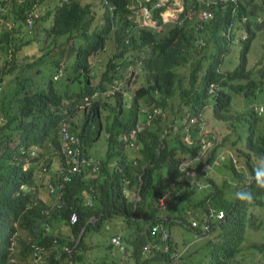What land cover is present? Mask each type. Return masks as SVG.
<instances>
[{
    "label": "trees",
    "instance_id": "obj_1",
    "mask_svg": "<svg viewBox=\"0 0 264 264\" xmlns=\"http://www.w3.org/2000/svg\"><path fill=\"white\" fill-rule=\"evenodd\" d=\"M127 1L100 0L97 4L93 0H23L1 13L8 22L15 23L0 30V57L4 59L0 63V264H83L88 257L85 233L103 221L112 219L115 224V216H119L120 226L116 229L123 227L122 238L131 242L129 256L133 264H264V189L255 183L257 166L251 160L261 157L264 142L248 131L254 115L245 114L248 99L264 91V42L258 43L262 53L251 65L246 59L257 30L264 27V14L259 21L251 18L259 4L253 0L250 4L245 0L238 3V12L247 16L245 29L241 17H229L231 4L223 8L219 1L207 0L202 4L210 13L207 21L158 34L143 27L130 30ZM33 4L38 12L41 6L46 9L37 19L49 21L41 30L33 27L27 32L21 29L25 25L23 9ZM230 22L239 29L236 38L241 44L236 48L234 67L219 73L214 67L219 53L227 54L229 45L227 39L223 45L214 41L224 38L217 31ZM123 29L129 38L127 43L120 35ZM201 35L206 43L197 48L192 40ZM156 37L154 46H149ZM108 38L113 40L115 50L92 81L89 55L104 50ZM229 39L233 40L232 33ZM208 43L213 49L192 61L188 70L193 77L202 60L211 58L201 70L202 77L206 82H218L219 88L205 118L207 122H221L222 128L216 134L222 135L216 138L213 130L207 133L214 143L198 167L209 163L205 178L212 183V192L194 198L191 183L179 164L194 153L195 146L182 141L183 123H178L176 130L170 125L167 129L171 117L154 116L151 111L155 106H169L167 99L174 94L176 73L168 67L186 64L190 57L204 53ZM126 61H137L145 70L134 80L139 84L128 99L123 93L126 88L119 83L126 72ZM113 79L117 88L109 91ZM6 84L9 89L4 92ZM204 90L202 86L201 92L195 93L199 108L207 103ZM235 93L242 96L244 106L240 109L233 107ZM145 119L150 123L130 138L136 146L132 150L136 163L132 165L129 138L123 139L122 135L136 121L143 123ZM60 120L68 121L71 132L78 136L79 140L70 144L79 146V157H87L90 162L97 159L98 163L94 171L81 167L71 173L63 196L54 202L52 195H45L43 185L55 179L56 162L64 159L59 149ZM101 135L106 141L105 152L93 156L88 148ZM31 147L37 151L32 157L28 155ZM41 158L46 168L40 174L42 180L33 174ZM246 172L253 174L244 178ZM121 184L128 189L127 195L120 190ZM241 190L251 193V198H237ZM87 196L91 200L88 205ZM208 206L221 208L222 216H206ZM72 209L77 212V220L69 223ZM164 210H176L182 219L194 217L196 226L190 225L187 230L189 239L198 236L179 254V247L168 241L166 250L150 245L142 255L144 225L160 218ZM90 215L94 219L87 221ZM82 226L84 230L75 241ZM35 243L43 248L41 252L35 251ZM62 244L73 247L65 251Z\"/></svg>",
    "mask_w": 264,
    "mask_h": 264
},
{
    "label": "clouds",
    "instance_id": "obj_2",
    "mask_svg": "<svg viewBox=\"0 0 264 264\" xmlns=\"http://www.w3.org/2000/svg\"><path fill=\"white\" fill-rule=\"evenodd\" d=\"M23 0H8L5 4L2 5L1 10H0V30L1 27H6L9 28L12 26V24H14L15 22H13L12 24L10 22H8L7 19L4 18V16L1 15V12L6 13L8 9H10L12 3H16L19 4L21 3ZM92 1V0H91ZM211 2H214L216 0H210ZM219 1V5L221 7H226L227 4H231L232 6L230 7L229 10V17H236L239 16L241 17V20L244 23L245 18L247 17L244 13H240L238 12V3L240 1H244V0H217ZM248 1L250 4L249 0H245ZM255 1L257 4H259L260 8H257L256 11L254 12V14L251 16V18H255L256 20H260V16L262 14H264V0H253ZM207 0H128L125 4V6L129 9V13L131 14V23L128 25L131 31H134L137 28H149V30H152L153 32H156L158 34H161L163 32H167L168 34L171 33L172 31L175 30L176 26H180V25H191L193 22H200L202 20H206L208 19V17L210 16V13L208 11V9L204 6H202V4H206ZM251 6V5H250ZM36 4H33L30 8L25 7L23 9L24 15H25V25L21 28L24 31H30L33 27L36 28L38 27V29H41V26H46L48 23H45L44 21L46 19L43 20H38L37 18L39 17L40 13H43L46 9L44 8V6L40 7V11H37L36 9ZM49 8V7H48ZM183 14V16L180 17V14ZM257 13V14H256ZM185 15H187L188 17L183 20V18L185 17ZM3 17V18H2ZM258 17V18H257ZM49 21V19H48ZM217 25H219L217 23ZM167 26V29L164 30V27ZM243 29H245V23L243 26ZM264 30V27L262 29L257 30V34L258 33H262V31ZM124 29L120 32V35L123 39L124 43H127L129 41V38L127 37L126 32H123ZM209 36H210V31L208 32ZM218 35L222 34L224 35L223 39H219V37L214 41L215 43L219 44V45H223V42L225 39H227V43L229 45V50L228 53L231 51V46L233 44H237L239 47L240 41L236 38V35L239 33V29L234 27V23L230 22L227 26H225V28H223V26L221 25V27L218 29L217 31ZM230 33H232V37L233 40L229 39V35ZM27 37V35H26ZM211 37V36H210ZM242 37H245V34L242 33ZM159 37L154 38L152 41H149V46H154L156 39ZM110 40V39H107ZM106 40V42H107ZM112 44L114 43L113 40L111 39ZM106 42H105V46H106ZM264 42V38L262 40V38L260 39H256L255 41L251 42L248 50L246 51L247 53V65H249V57L250 56H254V57H258L259 54L262 53L261 50V44H260V51L257 53V47L258 43ZM205 39L204 37L198 36L197 38L192 40V44L197 47V48H201L203 45H205ZM213 49V47L210 45V43H208V45L206 47H204V53L203 52H199V54H197L196 56H192L190 57V59L187 61L186 64L184 65H180V64H174V65H170L168 68H170L172 71H174L176 73V78H174L173 81V93H175L176 87L180 86L182 89L180 90L179 94L181 96L180 99L175 100L173 98V95L170 96L167 101L170 102L169 106H165L164 108L160 107V106H155L153 108V110L151 111L154 116L156 114H160L161 116H164V111L166 113V115L170 118L171 117V121L169 120L167 122V125H170L172 127L173 130H176V127L179 125L178 123H183L184 124V134L182 136V141L184 143H186L187 146L190 145H194L195 148L193 150V154L186 156L185 158L181 159V163L179 164V168L183 169L184 171V176L187 178L188 182L191 183L190 185V189L192 190L193 194H194V198H198L200 196V194L202 195L204 192L209 193L212 192V183L210 181H208L205 177L206 176V170L209 167V163L208 162H203L201 164L200 167L199 163L202 161V159L208 154V150L210 148V146L212 145V143H214V138L213 137H208L207 133L210 130H213L210 126V124L206 121L205 118V113L210 109V106L208 104H211L212 101L214 100V94H215V90L217 88H219V84L218 82H214L212 80L206 82L203 80L202 77V69L205 66V62H207L209 59L206 60H202V62L199 65V70L198 72H195L194 76L192 77L191 74H189V66L191 64L192 61H195L196 58L200 57L203 54H208L209 51ZM252 49V53H250ZM115 50V48L113 49V51ZM95 54V53H94ZM94 54H90L89 55V62H90V67H91V77L92 81L95 74H100V72L104 69L105 67V62L104 63H99L97 62L95 64V66H93L94 61L93 58L91 57ZM112 54V52H111ZM221 56V53H219V59L218 62L216 63L214 70L216 72L219 73H223V70L225 69H231L232 67H234L235 63L237 60H235V63L232 66H229V64H227L224 68H222V65H225L226 63V55ZM110 56V55H109ZM108 56V57H109ZM107 57V58H108ZM2 58V57H0ZM2 60L4 61V59L2 58ZM107 60V59H106ZM122 59H120L121 61ZM231 60V58H229V61ZM128 62V61H126ZM3 63V62H0ZM130 65V66H129ZM251 65V64H250ZM175 66H180L181 71H176L173 69V67ZM125 70L126 72H124L123 76H122V80L120 83V85H123L125 88V85H129L130 80L134 83V80L137 79V77H139V75L141 73H143V71L145 72V70L140 69V64L139 62L137 63V61L135 62H128L125 65ZM129 68V70H127V68ZM98 78V76H97ZM96 78V79H97ZM0 80V90L2 89L3 83L1 84ZM116 80L113 79V82L111 84L112 88L110 91L114 90L117 88V84H116ZM7 85V84H6ZM5 85V86H6ZM4 86V92H6L8 89H5ZM205 86V90L204 92L206 93L207 97V103L203 104L201 108H199V103L198 101H200L199 99L196 98V94L197 92H201V87ZM135 88V86H134ZM132 88V90L134 89ZM130 89H125V91L131 93ZM124 92V91H123ZM232 93V92H230ZM264 91H262L261 93H256V95L251 98L248 99L249 103L247 104V109L245 111V114H249V115H254V122L251 128H248V131L254 132L257 137L264 142V116H262V112L264 111V95H263ZM96 92L93 93V95H95ZM98 95V94H96ZM241 95L236 94L234 98H240L241 99ZM256 98H259L258 102H254V100ZM197 101V103H193L194 101ZM242 101V100H241ZM234 102V100H233ZM184 103H188V107L185 110H182L180 112V118L181 120L176 118L175 115V111H174V105L175 104H184ZM243 103V102H242ZM194 105V106H192ZM244 106V103H243ZM242 106V107H243ZM241 107V108H242ZM240 109V108H239ZM247 110H253V113L251 112H247ZM243 112V110H241ZM174 112V114L172 116L175 115V120H172V116L171 114ZM232 110L229 112L231 113ZM218 121V120H217ZM176 123V124H173ZM150 123V121L148 119H145L143 121V123L136 121L133 125V127L130 129V131L127 134L122 135L123 139H127V145L130 148L129 152H128V157L131 159L132 165L136 163L135 160V154L133 153V149L136 148V146L133 145H129L128 142L130 140V138L134 137L139 131H141L144 127H146L148 124ZM69 123L68 121L65 120H60L58 123V137H59V149L61 151V153H63L64 155V159H58V161L56 162V166L54 167V171L56 173L55 179L53 180H47L44 182L43 188H44V192L45 195L49 196L52 195L54 197V202L59 201L60 197L63 196V192H64V185L66 182L70 181L71 179V173L73 172H77L81 167H89L92 171H94L97 168V163L98 160L94 159V162H91L90 166L84 165V164H79L77 169H71L72 163H70L68 161V156L65 154L64 151H62L61 146L63 143V138H62V130L61 127H65V129L67 130V132L69 134H72L74 137H76L77 140H79L78 136L73 134L69 128ZM137 125H140L139 128H137ZM250 125V123L248 124V126ZM181 131V130H179ZM247 131V128H246ZM131 132V134H130ZM166 132V128L163 131V134ZM213 132L215 133V131L213 130ZM162 134V135H163ZM195 135V138H192V136ZM194 139H197L196 141H193ZM216 140V139H215ZM217 141V140H216ZM69 145H71L69 143ZM72 146V145H71ZM77 147H79L78 145H76ZM36 147H31L28 150V155L32 157V155L36 154ZM261 157H255L252 158L251 160L253 161V163L256 164L257 168L255 169L254 172V180L255 183L257 185L258 188L260 189H264V150H262L261 152ZM46 157V154H45ZM81 163V162H80ZM246 163L243 162V167H245ZM46 170L45 168V164L43 162V159H39L38 160V166L37 168H35V170H33V174L35 175V177L37 179H41L40 174L43 173ZM57 171V172H56ZM253 174V172H252ZM252 174H250V172H246L244 175V178L247 177H251ZM59 178V179H58ZM42 180V179H41ZM64 182V183H63ZM125 183V182H124ZM240 183H237V188H239ZM20 187H24V184H21ZM46 189V190H45ZM120 190L127 195L128 193V189L126 188V186L124 184H121ZM200 193V194H199ZM176 193H174L175 195ZM136 199H138V195H136L135 197ZM166 198V197H164ZM162 198L160 200V202L163 205V199ZM237 198L239 199H250L251 198V193L247 192L246 190H241L238 194H237ZM90 199L87 196V198L85 199V203H87V205L90 203ZM187 207V206H186ZM208 212L206 213V216H213V217H217L220 218L222 216V209L221 208H215L213 206L209 207L208 206ZM74 213L75 217L73 220H71V214ZM187 213H189V211H187ZM69 219V223H73L77 220V212L75 209H72L69 213L68 216ZM94 216L90 215L87 217V221L88 220H93ZM119 218L117 219L116 223H115V227L119 228V222H118ZM108 221H103L100 226L102 225H107ZM196 219L194 217H190V216H185L182 219V216L179 215V213H177L176 210H171L170 212L167 210H164L163 212L160 211V218L155 219V221L153 222H149L146 223L144 225L145 230V238H146V243H144L141 247V254L144 255L146 253V251L148 249H150V245L152 247H154L155 249L161 248L162 250H166L167 245H168V241H171L173 244H176L179 249L176 250L177 254H179L181 251H185V247L188 246V243L191 242L195 237L191 238V239H187L189 240V242L184 241L182 242L181 240H183V238H180V240H175L174 238L171 237L170 235V228L172 224H181L183 226L186 227V229H189L190 225L191 226H196ZM100 226H95V227H90L89 230H87V232L84 235V240L87 242L88 244V257L87 260L84 261L83 264H133L132 261V257L129 256V252L132 248L131 246V242L129 240H125L124 238H122L121 236V231L119 229L113 230L111 231L108 236L102 238V239H98L96 238V242H93L95 250H93L92 252L91 249L93 247L92 244V231L95 232H100ZM155 226V229L152 230V227ZM202 227H204V225H202ZM84 230L83 226L80 228V231L75 239V241H77V239L80 237L81 232ZM199 233L201 232L200 230L198 231ZM147 236L150 237V241L147 238ZM111 237H115L117 239V241H112ZM186 242V243H185ZM36 245L39 246V252L42 251V247L35 243ZM60 247L65 250V251H70V248L73 247L70 246V248L68 247V245L66 244H62L60 245ZM37 251V250H35ZM33 251V252H35ZM86 252V253H87ZM165 253V252H164ZM38 254V253H37ZM34 255H36L34 253ZM93 257L95 258V260H93ZM102 257V258H101ZM71 261L68 262V264H70ZM170 264V263H167Z\"/></svg>",
    "mask_w": 264,
    "mask_h": 264
},
{
    "label": "rangeland",
    "instance_id": "obj_3",
    "mask_svg": "<svg viewBox=\"0 0 264 264\" xmlns=\"http://www.w3.org/2000/svg\"><path fill=\"white\" fill-rule=\"evenodd\" d=\"M8 0H0V10H1V7L3 4H5ZM93 1H96L97 4H100V0H93ZM263 1V0H262ZM2 13V12H1ZM258 18V17H257ZM45 23H48V19H46L44 21ZM167 29V26L164 27V30ZM41 30V29H40ZM44 36L43 33H41V37ZM24 38H26L24 35H23ZM256 37L259 39L262 38V33H258L256 34ZM30 38V37H28ZM27 38V39H28ZM110 40H107L106 42V46H105V49L104 50H101V51H97L94 55H92L91 57L93 58V61H94V64L93 66H95V64L97 62L99 63H104L107 59V57L109 55H111V52H113V44H112V41H111V38H108ZM263 39V38H262ZM31 44H33V41L31 42ZM238 47L237 44H233L231 46V51L229 52V54L226 55V63L225 65H222V68H224L227 64H229V66H232L234 63H235V60H236V56H235V53H236V48ZM27 48V47H26ZM260 51V46L257 47V53ZM250 53H252V49L250 51ZM229 58H231V60L229 61ZM254 59L255 57L253 56H250L249 57V65L252 64L254 62ZM248 60V59H247ZM0 62H3L2 58H0ZM130 66V65H129ZM69 68V67H68ZM130 67L127 68V70H129ZM174 70L176 71H181V68L180 66H175L173 67ZM52 71V69L50 68L49 69V72ZM98 74H95L93 80L95 81L96 78H97ZM144 82V81H143ZM139 83H135L133 85V83L131 82L130 80V83L129 85H125L126 86V89H130L132 90V88H134V86H137ZM5 89H9V86L6 85L5 86ZM182 88L180 86H177L176 87V90H175V93L173 95V98L175 100H178L181 98L179 92ZM110 91V90H109ZM124 96L126 99L129 98L130 96V93L127 92V91H124ZM259 98H256L254 100V102H258ZM127 105V104H126ZM188 103H184V104H175L174 105V111H175V115H176V118L181 120L182 122V119L180 118V112L182 110H185L187 107H188ZM243 106V103L241 101L240 98H234V102H233V107L236 108V109H239ZM164 115H166L165 111H164ZM262 116H264V111L262 112ZM209 124H212L213 125L211 126V128L215 131L214 135L216 138H220L222 134H216L218 132V130H220L222 128V124L221 122L217 121V120H214V121H210L208 122ZM173 124H176L173 122ZM169 125L166 127L168 129ZM105 149H106V141L103 137V135L100 136L99 139H97L95 141V143L91 144L90 147L88 148V152L90 154H92L93 156H101L104 152H105ZM200 194V193H199ZM119 218V216H115L113 217V219H117ZM115 224L113 223V220L110 219L108 222H107V225H102L100 226V232H95V231H92V244L93 242H96V238L98 239H102L106 236H108V234L113 231L115 229ZM120 230H123V227L120 228ZM170 235L172 238H174L175 240H180V238H183L184 240H186V238H190V233L188 232V230L186 229L185 226L181 225V224H172L171 225V228H170ZM192 240V239H191ZM187 242H189V240H187ZM186 243V242H185ZM96 247H94V244H93V247L91 249L90 252H92L93 250H95ZM89 252V251H88ZM87 252V254H88ZM258 254V253H257ZM255 255V254H254ZM93 260H95V258L93 257ZM197 264V263H196Z\"/></svg>",
    "mask_w": 264,
    "mask_h": 264
},
{
    "label": "built area",
    "instance_id": "obj_4",
    "mask_svg": "<svg viewBox=\"0 0 264 264\" xmlns=\"http://www.w3.org/2000/svg\"><path fill=\"white\" fill-rule=\"evenodd\" d=\"M140 125H137V128H139ZM62 130V138H63V143L61 146L62 151L65 152V154L68 156V161L72 163L71 169H77L79 164H84L87 166H90L91 162L87 157H79L78 154V147L77 146H71L69 145L70 142L76 140V137H74L72 134H69L65 127H61ZM131 134V132H130ZM129 145H132V141L129 140L128 142ZM81 162V163H80ZM75 217L74 213L71 214V220H73ZM155 229V226L152 227V230ZM111 240L117 241L115 237H111ZM33 248L35 250H39V246L36 244H32Z\"/></svg>",
    "mask_w": 264,
    "mask_h": 264
},
{
    "label": "crops",
    "instance_id": "obj_5",
    "mask_svg": "<svg viewBox=\"0 0 264 264\" xmlns=\"http://www.w3.org/2000/svg\"><path fill=\"white\" fill-rule=\"evenodd\" d=\"M50 196V195H49Z\"/></svg>",
    "mask_w": 264,
    "mask_h": 264
}]
</instances>
